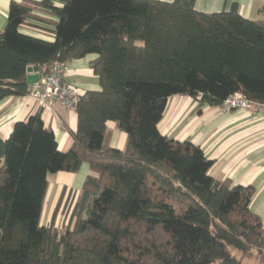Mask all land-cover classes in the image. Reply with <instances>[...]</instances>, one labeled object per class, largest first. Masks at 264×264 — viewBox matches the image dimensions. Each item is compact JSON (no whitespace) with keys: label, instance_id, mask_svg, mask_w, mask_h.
I'll return each mask as SVG.
<instances>
[{"label":"trees","instance_id":"16d2710c","mask_svg":"<svg viewBox=\"0 0 264 264\" xmlns=\"http://www.w3.org/2000/svg\"><path fill=\"white\" fill-rule=\"evenodd\" d=\"M196 0L12 1L0 30V103L41 75L90 55L101 89L82 95L61 152L41 112L0 139V264H264L256 190L218 181L189 140L165 137L168 100L221 107L237 93L264 103V21L201 13ZM31 31V32H30ZM43 35L46 40L40 36ZM126 134L110 145L109 123ZM88 176L64 231L41 223L50 174ZM57 201L55 220L65 195Z\"/></svg>","mask_w":264,"mask_h":264},{"label":"crops","instance_id":"0c3cea01","mask_svg":"<svg viewBox=\"0 0 264 264\" xmlns=\"http://www.w3.org/2000/svg\"><path fill=\"white\" fill-rule=\"evenodd\" d=\"M12 1L23 0H0V30L6 27ZM159 1L171 3L174 0ZM234 4L238 5L244 18L264 21V0H196L195 9L213 14L229 11ZM36 34L33 32L32 35ZM36 36L45 39L43 35ZM96 58L90 55L73 60L64 69L65 82L81 95L101 89L99 79L91 68ZM38 73L41 75L40 70ZM198 108V101L191 97L170 98L159 125L161 133L169 139L181 142L189 140L200 147L206 158L214 162L209 174L215 180L228 181L233 186L254 187L256 194L251 209L264 225V116L241 110L224 112L219 107H204L199 114ZM39 111L45 125L54 131L59 150L69 151L74 142L71 133L77 130L76 112L60 104L40 106L28 96L8 98L0 103V139H7L17 122L25 121ZM108 129L111 133V147L123 150L127 142L126 134L112 122L108 124ZM90 175L93 173L86 164L77 174L58 173L57 196L60 197L63 188L66 194L77 195Z\"/></svg>","mask_w":264,"mask_h":264},{"label":"built area","instance_id":"2783aa9c","mask_svg":"<svg viewBox=\"0 0 264 264\" xmlns=\"http://www.w3.org/2000/svg\"><path fill=\"white\" fill-rule=\"evenodd\" d=\"M27 96L37 101L40 106L60 104L64 108L74 111L82 95L65 82L64 66L55 63L50 67L48 74L40 75L39 80L30 85ZM220 109L224 112L241 110L264 116V103L251 101L240 93L230 96Z\"/></svg>","mask_w":264,"mask_h":264},{"label":"rangeland","instance_id":"374dc122","mask_svg":"<svg viewBox=\"0 0 264 264\" xmlns=\"http://www.w3.org/2000/svg\"><path fill=\"white\" fill-rule=\"evenodd\" d=\"M46 40H51L45 38ZM58 174H50L48 177L49 180V189L46 196L44 210L42 214L41 223L44 226L54 225V227L59 231H64L70 222L71 209L75 202L76 195L69 194L65 195L62 206L55 218L53 220L54 210L58 201L59 196H57V191L59 189V184L57 181ZM54 184V185H53ZM53 186L55 187L53 191ZM244 264H258L255 258L243 260Z\"/></svg>","mask_w":264,"mask_h":264},{"label":"water","instance_id":"95a60500","mask_svg":"<svg viewBox=\"0 0 264 264\" xmlns=\"http://www.w3.org/2000/svg\"><path fill=\"white\" fill-rule=\"evenodd\" d=\"M39 70L40 69L36 66H30L28 68L27 81H28L29 85H32L39 80V78H40V75L38 73Z\"/></svg>","mask_w":264,"mask_h":264}]
</instances>
